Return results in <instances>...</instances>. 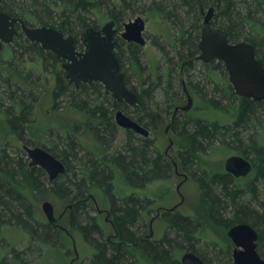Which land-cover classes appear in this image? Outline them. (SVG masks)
Here are the masks:
<instances>
[{"label": "trees", "instance_id": "16d2710c", "mask_svg": "<svg viewBox=\"0 0 264 264\" xmlns=\"http://www.w3.org/2000/svg\"><path fill=\"white\" fill-rule=\"evenodd\" d=\"M263 6L264 0H1L0 10L22 19L28 27L36 24L77 38L87 28H99L106 18L121 25L144 13L159 15L166 31L165 41L152 38L161 59L149 63L143 61L139 46L117 39L115 56L125 85L137 95L136 107L114 101L99 83L81 84L76 89L65 78L61 60L29 42L22 33L2 49L0 55L6 51L9 66L29 59V70L36 68L42 75L50 71L53 109L65 101L67 108L83 112L85 121L68 129L49 127L33 117L37 96L31 90L0 81V230L10 227L27 234L22 247H13L6 254L9 258L5 256L0 264H41L48 248L65 249L67 261L61 264H69L73 232L93 252L77 264H138L139 259L152 264H180L183 252L205 261L198 246L207 239L209 227L227 230L242 223L257 232V251L263 258L264 204L259 201L257 187L264 191V146L252 135L244 141L242 132L247 130L248 134V128L256 125L259 112L264 116V101L238 97L221 62L203 64L196 60L201 11L213 7L212 28L229 42L250 43L264 67V20L258 16L259 12L264 14ZM179 63L188 80V72L200 65V77L210 87L197 89V108L186 113L174 112L180 98ZM132 79L135 86H131ZM117 110L149 131L170 126L180 145L174 161L196 184L205 218L168 209L160 216L165 226L161 237L146 234L145 216L171 193L167 188L155 196L138 191L166 183L173 165L155 149L152 139L132 131H126L121 148L111 152L119 130L114 122ZM202 113H217L225 120H209ZM79 129L91 133L95 147L79 140ZM19 142L45 149L65 165V172L49 181L39 167L28 166ZM217 149H232L247 158L250 155L254 177L242 181L207 168L202 161ZM69 160L78 165H70ZM45 195L67 204L69 229H61L60 220L52 226L40 218L37 203ZM95 198L108 201L109 208L104 210L110 217L108 223L102 220L104 211ZM91 210L97 214L90 215ZM109 224L115 241L106 236ZM216 244L222 251L215 252L214 257L220 261L225 253L229 255L230 244Z\"/></svg>", "mask_w": 264, "mask_h": 264}, {"label": "water", "instance_id": "95a60500", "mask_svg": "<svg viewBox=\"0 0 264 264\" xmlns=\"http://www.w3.org/2000/svg\"><path fill=\"white\" fill-rule=\"evenodd\" d=\"M204 11L202 9V35L198 43L200 52L198 60L205 64L212 60L221 61L228 81L238 97L264 101V67L255 57L253 46L246 41L229 42L222 33L212 30L210 24L215 10L213 7H209ZM114 26L113 21H108L99 29H85L79 36L83 50L78 51L73 35H64L44 26L28 27L22 19L7 15L0 10V52L4 46L13 42L14 37L22 33L29 42L38 44L44 51L51 52L63 61L60 68L64 72L65 78L76 89L81 84L99 83L105 94L110 95L114 101L124 102L135 107L139 102L137 95L125 85L124 75L120 72L118 60L114 55L116 45L114 36L117 34V30L113 29ZM145 29L143 18L135 17L123 24V31L119 36L127 43L144 47L146 43L143 38ZM181 84L187 102L182 107H176L175 112L178 110L187 112L193 106V99L183 77H181ZM114 122L125 131H132L142 137L149 136V131L146 128L121 110L115 112ZM168 129L169 126L165 128L166 133ZM166 138L168 139V149H170L173 141L167 135ZM22 149L26 153L28 166L39 167L45 172L49 181L55 180L58 175L65 172V165L45 149L25 145ZM174 168L177 171L175 163ZM252 169V162L243 156H230L224 163L225 172L235 178L248 177ZM176 190L179 192V186ZM41 209L47 223L56 226L60 217L54 216L52 204L45 201L42 203ZM63 230L67 233L65 229ZM227 236L234 246L233 264H264V259L259 256L257 251L258 234L254 228L248 224H237L228 229ZM180 264H204V262L197 255L185 252L180 257Z\"/></svg>", "mask_w": 264, "mask_h": 264}, {"label": "rangeland", "instance_id": "374dc122", "mask_svg": "<svg viewBox=\"0 0 264 264\" xmlns=\"http://www.w3.org/2000/svg\"><path fill=\"white\" fill-rule=\"evenodd\" d=\"M251 3L253 0H249ZM148 3V2H147ZM255 6V5H254ZM264 11V6L262 8ZM257 16V15H256ZM259 17H262L264 20V14L263 12L258 13ZM135 17H142L143 20L146 23V30L143 34V37L145 39V46L140 47L141 48V54L142 59L146 63L149 62H155L161 59V55L157 51L154 45H152V38L157 37L159 41H165L164 31L166 29L163 25V22L159 15H148L147 13L144 14H136L124 21V23L133 20ZM109 18H106L102 23H100L99 27L102 26L104 23L109 21ZM202 23V19L200 24ZM33 27H38L39 25L32 24ZM120 31L123 30V26H121ZM78 50L80 48H77ZM7 53L4 50L0 55V71H1V82H10L11 85L14 86H20L26 90H31V92L37 96V102L35 103L34 107V118L38 119L40 122H43L47 124L49 127L53 128H62V129H68L74 124H82L85 121V116L83 112L79 110L69 109L67 108V105L65 101L60 102V106L58 109H53V102H52V92H53V77L50 75V71L46 72L45 74H40L38 69L33 68L32 70H29V64L31 61L24 60L21 62H12L14 63L12 66H9L7 59ZM182 63H179L178 67V80L180 82L181 77H183V80L187 86V89L193 99V106L192 110H196L197 103L199 101V94L197 93V89L209 90L210 87L207 85V81L204 77H200L202 74V70L200 65L196 64L194 68L188 72L190 77L189 80L186 77L185 73L181 69ZM30 74V78L26 80L25 75ZM188 81L191 82V84L188 83ZM136 82L135 79H132L131 86H135ZM194 86H197L194 88ZM1 92L3 91V87L0 86ZM179 100L176 104V106H184L187 102L186 97L182 91V84L179 87ZM7 104V102H4ZM199 112H201L199 110ZM184 113V112H183ZM262 113V112H261ZM259 112L258 116V122L256 125H252V127L248 128V134L247 130L243 131V137L244 141L248 138L249 135H252L255 139L259 141V144L264 146V116L261 115ZM202 116H205L209 120H225L224 116L217 114V113H202ZM227 123V122H226ZM164 129L165 127H161L157 131H150L149 138L152 139L155 143V149L159 151L163 156L165 154V150L168 147V141L167 138L164 135ZM125 130L119 128L116 134V140L113 143L111 147V152H114L115 150H119L121 146L123 145L125 141ZM77 133V137L79 140L88 146L95 147L96 143L91 135V133L86 132V130L79 129ZM167 136L171 140L174 141L173 148L168 152V156L173 158L175 160L176 158V152L177 147L179 145V142L176 138V136L171 132L168 133ZM19 148L22 149L24 146V143L19 142L18 144ZM180 146V145H179ZM60 149V147H58ZM23 150V149H22ZM26 154V153H25ZM212 154V153H211ZM243 156L239 152H235L231 150L226 149H217L212 155H209L207 159L203 160L202 163L209 169H213L216 171H224V163L225 160L230 156ZM245 157V156H243ZM27 158V156H26ZM247 158V157H246ZM251 158L249 155L247 159ZM168 159V158H167ZM169 161V160H167ZM70 165L76 167L75 165L77 162H71V160L68 161ZM170 162V161H169ZM78 165V164H77ZM179 173L185 174L187 176L186 180H183V176H177L174 173V170L172 169L171 175L169 180L164 184L162 183H155L148 187H146L142 191H138L140 194H148L150 196L157 195L160 192V189L163 190V188H167L171 193L169 197L165 198L164 203H155L153 206V211L145 216V226H146V234L151 235L152 238L158 239L161 237L163 231H164V224L160 221V216L164 212L165 209H170L173 206L180 203L178 208L176 209L179 211V213L190 216V215H196V216H202L203 218L206 217L205 213L200 209L199 204V197H198V188L194 181L190 178V176L187 173L181 172V170H178ZM255 171L251 173V175L247 179H252L254 177ZM246 180V179H244ZM183 181V182H182ZM243 181V180H242ZM179 186V194L176 190L177 186ZM166 186V187H165ZM119 188H122L125 191V188L119 185ZM154 195V196H155ZM257 196L259 198V201L264 204V191L262 190L261 186L257 187ZM40 200L37 203L38 207V213L40 218L47 222L41 206L42 203L45 201H48L52 204L54 209V216L59 218L60 221L58 224L66 229H69V224L67 221V204L63 203L59 200L54 199V197L45 195L40 196ZM98 198V197H97ZM95 198L97 206L101 211H104L106 208H109L108 201H100L99 199ZM64 214V215H63ZM97 214V210H91L90 215L94 216ZM63 216V217H62ZM102 220L107 221V223L110 221V217L107 216L106 212L104 211V214L102 215ZM210 231L207 234V239L205 241H201V244H199V254L204 257L206 264H233L232 259V251H233V244L231 240L227 236V230H224L222 228H216V227H209ZM143 231H145L143 229ZM74 234V232H73ZM72 234V240L70 239V252L68 257V263L71 264H77L79 260L82 258L90 256L92 254V249H89L81 236H79L77 233L74 235ZM110 235V239L114 240V234L113 230L108 225V233L106 236ZM71 238V237H70ZM27 241V234L24 232L17 230V229H11L10 227H6L0 230V260H2L8 252L14 247L15 249H20L22 247L23 242ZM115 241V240H114ZM218 244L227 245L230 244L229 247V255L226 257V253L223 256V258L218 261L214 255L215 252L222 251L221 246H218ZM204 244V245H203ZM208 245L207 247L205 246ZM215 244V246H214ZM214 246V247H213ZM67 247V246H66ZM206 247V248H205ZM44 256L41 258V264H61L62 262L67 261V258L65 256V249H56L52 250L51 248H48L45 250ZM184 253V252H183ZM182 253V254H183ZM181 254V255H182ZM179 256V260L180 257ZM8 257V256H6ZM9 258V257H8ZM264 259V257L262 258ZM138 264H152L146 259H139Z\"/></svg>", "mask_w": 264, "mask_h": 264}, {"label": "flooded vegetation", "instance_id": "af4514ba", "mask_svg": "<svg viewBox=\"0 0 264 264\" xmlns=\"http://www.w3.org/2000/svg\"><path fill=\"white\" fill-rule=\"evenodd\" d=\"M206 11V10H205ZM204 11V12H205ZM201 14H202V11H201ZM109 21H113V20H109ZM108 22V21H107ZM114 22V21H113ZM145 22V21H144ZM202 22H203V14H202ZM115 23V22H114ZM105 24V23H104ZM123 24L124 23H122L121 25H117L116 23H115V26L113 27V29L114 30H117V34L114 36V40H115V42H116V45H117V39H120V40H122L121 38H120V36H119V34L123 31H120V27L121 26H123ZM211 25V24H210ZM145 26H146V23H145ZM17 27V29L19 30V27H18V25L16 26ZM102 26H100L99 28H101ZM211 27V29L212 30H214L213 28H212V26H210ZM99 28H97V29H99ZM146 30V29H145ZM82 33V32H81ZM80 33V34H81ZM80 34H79V36H80ZM144 34V33H143ZM201 35H202V23H201V30H200V38H201ZM79 36H78V38L77 37H74V44H75V47H76V49L77 48H79L78 47V43L79 44H81L80 43V40H79ZM144 38V37H143ZM122 41H124V40H122ZM199 41H200V39H199ZM125 42V41H124ZM127 43V42H126ZM199 43V42H198ZM128 44H131V43H128ZM133 44V43H132ZM116 45H115V48H116ZM134 45H136V44H134ZM82 46V45H81ZM115 48H114V55H115ZM78 50V49H77ZM83 50V46H82V48L81 49H79L78 51H82ZM200 54V52H199V49H198V55ZM198 55H197V57H196V60L197 61H199V62H201V63H203L202 61H200V60H198ZM116 57V56H115ZM212 61H218V60H212ZM212 61H210V62H212ZM219 62H221V61H219ZM63 63V61L61 60V62H60V66H61V64ZM222 63V62H221ZM203 64H205V63H203ZM118 65H119V63H118ZM119 69H120V72H122L123 73V71L121 70V68H120V66H119ZM225 70V69H224ZM226 72V71H225ZM227 74V73H226ZM101 85V84H100ZM102 86V85H101ZM80 87V86H79ZM103 88V87H102ZM104 91V90H103ZM183 91V90H182ZM104 94H105V92H104ZM107 95V94H106ZM111 97V96H110ZM126 104V103H125ZM138 104H139V102H138ZM138 104H137V106H138ZM136 107V106H135ZM176 107H182V106H175V108ZM175 108H174V112H175ZM192 109V108H191ZM190 109V110H191ZM189 110V111H190ZM178 111H180V110H178ZM177 112V111H176ZM182 112V111H181ZM188 112V111H187ZM184 113H186V112H184ZM117 126V125H116ZM167 126H169V125H167ZM167 126H165V128L167 127ZM118 127V126H117ZM119 128V127H118ZM149 131V130H148ZM134 133V132H133ZM168 133H171V131H170V126H169V129H168V132L166 133L165 132V129H164V135H165V137H166V135L168 134ZM135 134V133H134ZM137 135V134H136ZM149 135H150V131H149ZM138 136H140V137H142L141 135H138ZM149 137V136H148ZM148 137H143V138H148ZM169 137V136H168ZM167 141H168V139H167ZM173 141V140H172ZM173 143H174V141H173ZM173 148V145H172V147L170 148V149H168V147L166 148V150H165V154H164V158L166 159V160H169L171 163H172V165H173V170H174V173H175V175H177V176H183L184 178H183V180H186L187 179V176L185 175V174H182V173H179L178 172V166H177V164H176V162L174 161V159L173 158H171L170 156H168V152L171 150ZM168 158V159H167ZM174 163H175V165L177 166V171H175V168H174ZM224 172H225V170H224ZM253 172V169H252V171H251V173ZM226 173V172H225ZM251 173H250V175H251ZM228 174V173H227ZM228 175H230V176H232L234 179H237V180H244V179H247L248 177H246V178H235L233 175H231V174H228ZM183 182V181H182ZM178 186H180V185H178ZM177 186V187H178ZM178 192V191H177ZM178 194H179V192H178ZM180 195V194H179ZM180 205V203H178L177 205H175V206H173L172 208H170L171 209V211H173L172 209L173 208H175L174 210H176L177 208H178V206ZM169 209V210H170ZM166 210H168V209H165L164 211H166ZM64 215V214H63ZM63 217V216H62Z\"/></svg>", "mask_w": 264, "mask_h": 264}]
</instances>
